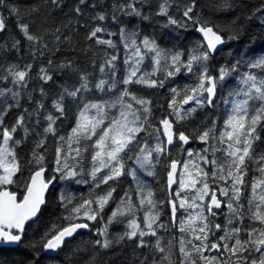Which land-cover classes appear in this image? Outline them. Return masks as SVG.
Segmentation results:
<instances>
[{
	"label": "snow or ice",
	"instance_id": "1",
	"mask_svg": "<svg viewBox=\"0 0 264 264\" xmlns=\"http://www.w3.org/2000/svg\"><path fill=\"white\" fill-rule=\"evenodd\" d=\"M64 7L0 0V264H264V0Z\"/></svg>",
	"mask_w": 264,
	"mask_h": 264
},
{
	"label": "trees",
	"instance_id": "2",
	"mask_svg": "<svg viewBox=\"0 0 264 264\" xmlns=\"http://www.w3.org/2000/svg\"><path fill=\"white\" fill-rule=\"evenodd\" d=\"M7 2V0H6ZM12 3H18L21 6L27 5L29 3L32 2V0H11ZM38 2H40L42 4V0H38ZM215 0H201V5L203 7V10L206 14L208 13H214V8H213V4H214ZM253 2H255V0H253ZM65 3V7L63 12H53L52 13V19L54 20V23H50V27L55 28L57 25L62 24L64 22H66L67 20V13L69 11V9L73 6V4L75 3V0H64ZM153 6H155L156 4V0H152ZM46 9H44L43 5H42V14ZM147 11V9H145ZM5 16H7V12H4ZM236 13H233V15H235ZM218 19L220 20H225V19H231V16H226L224 14H219L217 16ZM26 19H35L36 20V24L33 25L34 29L39 27V18H26ZM73 19H75L73 17ZM133 22H135L133 20ZM7 25L8 28L7 30L0 32V40H3L7 37H9L10 35H16L19 38V33L18 30L16 29V18L10 17L7 20ZM69 31L70 30H65L63 32V35H69ZM72 38H73V45L75 46V52H72L71 55L68 56L69 59H74L76 60L78 63L81 64V66L83 67L86 64L90 65V61H91V57L93 55V53L96 54L97 57H99L100 55H102V49H98L94 46H91V51L87 53V55L84 54L83 52V48H84V32L83 31H74L72 32ZM46 39L49 40V44L50 47H52L51 44V38L50 37H46ZM61 39H63V36L61 37ZM71 46L70 45H64L59 52L57 53V55L55 56V60L59 61L60 59L65 57L66 54V50L70 49ZM47 60V56L45 57L44 61H38L36 63V68L33 69V76H35L36 74V69L39 68L40 63L41 62H46ZM27 62V61H24ZM89 71H91L92 69L89 67L88 69ZM50 103V101H49Z\"/></svg>",
	"mask_w": 264,
	"mask_h": 264
}]
</instances>
